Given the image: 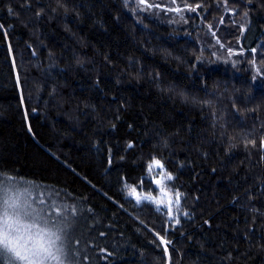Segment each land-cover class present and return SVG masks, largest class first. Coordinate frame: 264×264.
<instances>
[{"label": "trees", "instance_id": "obj_1", "mask_svg": "<svg viewBox=\"0 0 264 264\" xmlns=\"http://www.w3.org/2000/svg\"><path fill=\"white\" fill-rule=\"evenodd\" d=\"M31 2L25 10L24 0H0L7 29V38L0 30V170L75 199L82 212L78 235L113 253L104 259L99 248L82 244L80 264H166L154 242V232L163 235L166 227L171 264H264V217L253 225L250 211L264 212V161L239 143L241 132L264 124V79L253 83L248 63L256 48L264 67V0H252L247 20L240 14L245 0H228L238 14L224 0H177L202 5L182 13L187 23L157 9L136 13L135 0L127 8L124 0H60L67 12L55 14L49 6L57 0ZM37 4L47 13L40 19ZM212 32L224 48L213 47ZM229 45L244 55L229 57ZM168 87L211 106L184 104L161 91ZM222 124L237 137L235 148L221 137ZM130 141L135 146L125 151ZM152 156L184 196L188 216L181 213L179 225L122 194V181L135 186L143 178L144 189L150 186ZM246 189L256 194L250 204ZM234 195L241 203L232 202Z\"/></svg>", "mask_w": 264, "mask_h": 264}, {"label": "snow or ice", "instance_id": "obj_2", "mask_svg": "<svg viewBox=\"0 0 264 264\" xmlns=\"http://www.w3.org/2000/svg\"><path fill=\"white\" fill-rule=\"evenodd\" d=\"M130 0H124V6H129ZM136 8L132 9L136 13L147 12L150 9H157L163 12L175 13L179 15L180 20L187 23V19L182 15L184 11L197 12L202 8V5L197 3L195 5L184 2L182 5L177 0H170L168 5H161L158 3H149V0H135ZM252 3V0H245V7L242 11V16L247 20L249 16L248 5ZM228 0H224V6L227 10L233 14H238L239 9L227 8ZM21 7L25 10H32L31 0H24ZM38 10L34 13L37 19L46 15L45 6L37 4ZM50 11L55 14L58 8H64L67 12V8L57 0V6L51 8ZM14 9L9 6L8 13L13 14ZM175 22V21H171ZM221 23L223 20L221 19ZM239 27V33L241 36L247 31L245 24H241ZM0 30H3L5 37L7 38V29L3 24H0ZM212 36L216 38V44L220 48H224L225 45L221 43L220 39L216 37V33L212 32ZM253 58L248 63L255 70V75L252 76V81L260 78L264 79V67H260L257 64L255 58L257 49L251 48ZM35 54V53H33ZM227 54L231 56H243L244 50L241 48L239 52L229 45L227 47ZM213 56H216L215 52H212ZM219 59V57H217ZM199 63H203V57L197 58ZM227 63L228 60L226 59ZM233 67H236L238 61H231ZM158 75L153 77V80L158 83ZM19 83V79L17 78ZM161 91H167L180 97V100L184 104H191L193 106H211L210 101H202L195 96H189L184 92H177L174 88L168 87L167 89L161 88ZM23 101V97L21 98ZM123 107V105H121ZM236 108L235 104L233 105ZM239 108H236V112H239ZM252 111H255L253 109ZM215 116V112L212 113ZM119 119V116H117ZM115 127V125H112ZM130 129L132 125L128 126ZM215 127V124L213 125ZM221 137H227L229 148H235L237 146V137L227 133V129L222 124ZM31 131V128H29ZM167 140H164V146L167 147ZM239 143L243 145L244 149L249 152L253 150L260 153V160L264 161V124H261L260 129H251L243 131L239 134ZM134 142H127L125 145V151L134 148ZM121 159H124L122 156ZM113 161L112 149H108V164L111 165ZM75 171V170H73ZM216 171V169H213ZM146 175L148 177L149 185L155 186L153 191L144 189V179L141 178L139 185H129L126 181H122V194L127 193V198L134 200L137 205L147 203L155 207L157 212H163L168 221H172L175 225L180 224V215L182 213V200L183 194L179 189L172 186V182L175 180L173 174L165 167V164L161 159L152 156L149 163L146 165ZM264 186V184H262ZM93 187H95L93 185ZM158 192V195L153 192ZM143 192V194H142ZM246 199L250 203L255 199L256 194L251 189H246ZM107 196V193H104ZM264 196V192L261 193ZM84 198H81L83 200ZM111 199V198H109ZM232 202L234 204L241 203L239 196L234 195ZM114 203H118L115 202ZM119 208L123 209V204H118ZM250 211L253 213L252 224L255 225L256 217H264V212L252 207ZM184 216H188L185 211L182 213ZM82 212L79 204L75 202V199L70 197L69 194L56 187H48L46 185H37L34 181H28L23 178H19L17 175L9 174L6 170H0V264H80L81 248L85 246H91L93 248H99L101 253H105L104 259L110 257L113 253L108 250L106 246L101 247L92 243L89 245L87 241L82 240V234L77 235L78 220L81 217ZM143 223V221H141ZM207 224L208 221H205ZM164 234L160 232H154L155 240L158 241L157 246L163 247V254L166 257V264H171V255L169 252V246L172 241L168 240L167 232L168 228L163 229ZM101 237H106L107 233L100 232ZM252 235V229H246L244 238L249 239ZM264 240V235L261 236ZM142 255V253H141ZM87 260L88 257L84 256Z\"/></svg>", "mask_w": 264, "mask_h": 264}, {"label": "rangeland", "instance_id": "obj_3", "mask_svg": "<svg viewBox=\"0 0 264 264\" xmlns=\"http://www.w3.org/2000/svg\"><path fill=\"white\" fill-rule=\"evenodd\" d=\"M153 187H154V185L151 186V187L149 186V187L147 188V190H148V191H153V190H154ZM142 194H143V192H142ZM153 194L158 195L159 193L154 191ZM77 235H78V233H77Z\"/></svg>", "mask_w": 264, "mask_h": 264}]
</instances>
